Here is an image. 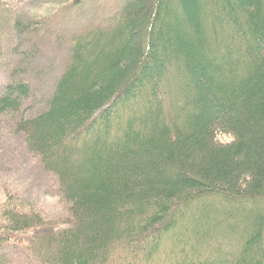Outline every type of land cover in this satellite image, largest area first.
I'll list each match as a JSON object with an SVG mask.
<instances>
[{"label": "trees", "instance_id": "1", "mask_svg": "<svg viewBox=\"0 0 264 264\" xmlns=\"http://www.w3.org/2000/svg\"><path fill=\"white\" fill-rule=\"evenodd\" d=\"M111 24L73 42L46 108L14 124L69 206L29 244L39 261L264 264V0H125ZM9 87L0 115L28 94ZM4 207L0 264L49 226Z\"/></svg>", "mask_w": 264, "mask_h": 264}, {"label": "rangeland", "instance_id": "2", "mask_svg": "<svg viewBox=\"0 0 264 264\" xmlns=\"http://www.w3.org/2000/svg\"><path fill=\"white\" fill-rule=\"evenodd\" d=\"M124 1L0 0V97L8 93L9 86L22 84L28 89L16 113L0 115V223L5 204L17 205L23 213H37L49 223L44 230L21 234L19 243L4 245L7 264H42L29 244L64 229L71 220L56 177L26 151L14 124L46 108L70 62L73 42L94 28L112 27L111 19ZM224 230V225L217 229L219 233ZM223 238L219 243L231 239Z\"/></svg>", "mask_w": 264, "mask_h": 264}]
</instances>
